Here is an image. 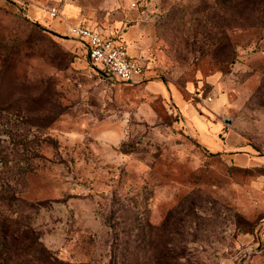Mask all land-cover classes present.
I'll use <instances>...</instances> for the list:
<instances>
[{"label":"rangeland","instance_id":"rangeland-1","mask_svg":"<svg viewBox=\"0 0 264 264\" xmlns=\"http://www.w3.org/2000/svg\"><path fill=\"white\" fill-rule=\"evenodd\" d=\"M258 7L0 0V264H264ZM75 25L142 79L100 77Z\"/></svg>","mask_w":264,"mask_h":264},{"label":"built area","instance_id":"built-area-1","mask_svg":"<svg viewBox=\"0 0 264 264\" xmlns=\"http://www.w3.org/2000/svg\"><path fill=\"white\" fill-rule=\"evenodd\" d=\"M51 16H56L55 11ZM70 32L79 42L81 57H85L103 79L131 85L142 79L141 65L130 55L121 39L98 33L84 25H75Z\"/></svg>","mask_w":264,"mask_h":264},{"label":"trees","instance_id":"trees-1","mask_svg":"<svg viewBox=\"0 0 264 264\" xmlns=\"http://www.w3.org/2000/svg\"><path fill=\"white\" fill-rule=\"evenodd\" d=\"M233 1V0H232ZM255 1V4L257 6H259L258 8H260V6H264V0H254ZM256 10V9H255ZM255 10H253V12H255ZM262 14L264 15V10L262 12ZM263 19H264V16H263ZM262 19V20H263ZM262 28H264V24L262 23V25H260ZM40 30L42 31H46L43 27H39ZM201 150H203L205 153H211L208 149L204 148V147H201ZM45 261H47L48 264H52L50 258L48 257H45Z\"/></svg>","mask_w":264,"mask_h":264},{"label":"crops","instance_id":"crops-1","mask_svg":"<svg viewBox=\"0 0 264 264\" xmlns=\"http://www.w3.org/2000/svg\"><path fill=\"white\" fill-rule=\"evenodd\" d=\"M203 126V128H204V125H202ZM231 138V139H230ZM229 139H230V143H227V146H229V147H232V146H237V145H241L242 143H241V141L240 140H238V139H236V137H235V135H233L232 134V136H229ZM227 140V139H226ZM238 160L241 162V163H244L245 165H247L248 164V162H249V160L247 159V160H245V158L244 157H239L238 158Z\"/></svg>","mask_w":264,"mask_h":264}]
</instances>
